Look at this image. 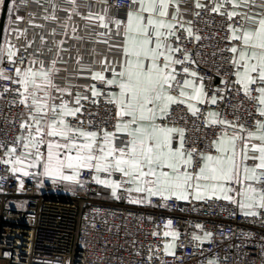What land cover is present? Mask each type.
Returning a JSON list of instances; mask_svg holds the SVG:
<instances>
[{"label": "snow or ice", "instance_id": "6c2138e0", "mask_svg": "<svg viewBox=\"0 0 264 264\" xmlns=\"http://www.w3.org/2000/svg\"><path fill=\"white\" fill-rule=\"evenodd\" d=\"M22 2L26 4L28 0ZM33 2L40 5V0ZM97 2L104 5L101 13L89 10L83 15L77 0H66L72 7L62 9L68 13L61 25L65 36L73 15L80 16L85 29H104L96 35L107 36L100 42L118 54L111 61L105 56L99 61L100 70H93L82 63L83 57L77 52L78 71L87 72L96 82L85 86L90 96L77 92L73 97L71 86L60 87L55 83L61 71L57 64L67 63L62 53L71 57V48L63 47L65 40L53 41L55 57L49 64L30 53L31 58L23 65L25 57L20 55V48L9 40L0 46V63L7 59L13 66L11 74L0 68V80L8 82L0 90V98L14 94L9 104L22 106L27 114L19 123L20 133L15 139L0 141L3 150L0 163L10 166L12 174L23 177L36 175L29 170L42 167L39 174L53 182H70L81 187L86 182L80 176L87 170L96 184L111 190L113 198L120 199V193L125 192L132 204L152 205L156 198L160 203L152 206L167 207L171 200L215 198L236 205L245 217L264 219V11L256 14L238 11L256 0H193L195 17H200L202 10L228 21L223 39L230 46L220 51L231 53L228 63L235 77L231 83L237 86V94L243 92L253 102L258 114L252 128L230 121L218 111H202L200 106L216 105L224 97L218 95L219 88L209 96L205 77L187 66L197 61L186 44L205 37L194 29L193 21L183 19L186 9L181 8V3L186 0H129L124 19L110 14V9H118L119 5L109 4V0ZM48 3L51 12L45 8L42 19L56 22L59 5L55 0ZM85 6L93 7L90 3ZM258 7L264 9V0H259ZM15 21L17 28L13 32L17 40H27L29 27L45 28L44 24L36 23L33 12L27 18L16 15ZM19 24L26 27L21 29ZM181 30L183 37L179 34ZM77 31V26L71 25L70 39L83 40L76 35ZM49 35L55 37L56 28ZM113 37L119 39L109 43ZM33 43L34 39L27 40L23 51L27 53ZM46 43L47 38L40 35V44ZM47 51L53 52V48ZM221 83L227 85L228 81L222 79ZM65 94L72 99H64ZM101 97L111 106V128L96 126V130H89L78 115L84 108L82 101L98 104ZM179 105H184L191 116L203 118L205 128L214 129V138L204 148L195 146V142L190 144L187 129L170 119L173 106ZM20 187L23 188L22 179ZM165 227L170 228L171 221ZM163 235L174 241L179 234L165 231ZM212 236L207 231L203 237L194 235L193 239L211 240ZM174 248V243L164 245L168 255H175ZM208 264L218 261L210 259Z\"/></svg>", "mask_w": 264, "mask_h": 264}, {"label": "built area", "instance_id": "2783aa9c", "mask_svg": "<svg viewBox=\"0 0 264 264\" xmlns=\"http://www.w3.org/2000/svg\"><path fill=\"white\" fill-rule=\"evenodd\" d=\"M47 2L40 0V5ZM11 3L16 13L23 11L25 16L38 7L33 0L26 4L22 0H11ZM128 3L129 0H109V4L119 5L118 9L111 8L110 14L122 17ZM181 6L186 9L184 20L193 21L194 29L205 37L200 42L186 44L197 61L187 66L205 77L209 96L219 88L218 95L224 97L216 105L200 106L202 111H218L222 117L252 128L258 114L253 102L243 92L237 94V86L231 83L235 79L228 63L231 53L220 51L230 46L223 39L228 21L202 10L201 16L195 17L193 0L182 2ZM19 27L26 25L19 24ZM12 28H17L15 19ZM179 34L185 35L183 30ZM18 48L26 65L30 52L25 53L22 45ZM0 68L7 69L9 74L13 71L7 59ZM222 79L228 84H222ZM92 83L96 82L87 79L75 84L74 89L90 96L85 86ZM6 84L7 81L0 80V90ZM13 98L14 94L0 98V141H13L20 133V121L27 118L22 106L9 104ZM82 104V114L78 115L85 128H111V106L103 97L98 104L90 101ZM170 119L187 129L186 139L190 144L195 142V146L204 148L214 138V129L205 128L203 118L191 116L184 105L173 106ZM9 169L10 166L0 163V264H208L210 259L217 260L218 264H264V219L245 217L236 205L223 199L171 200L167 207H156L152 205L160 201L154 198L152 205H138L129 203L125 192L120 193V199L100 197L104 186L96 184L87 170L80 176L86 182L83 187L66 189L37 174L23 177L12 174ZM29 171L36 173L33 169ZM168 221H171L170 228L165 227ZM198 224L202 227L197 228ZM165 231L178 232V238L173 241L171 236L165 237ZM207 231L213 233L211 240L193 239L194 235L203 237ZM153 232L158 235L153 236ZM166 243L175 244V255L165 253Z\"/></svg>", "mask_w": 264, "mask_h": 264}, {"label": "crops", "instance_id": "0c3cea01", "mask_svg": "<svg viewBox=\"0 0 264 264\" xmlns=\"http://www.w3.org/2000/svg\"><path fill=\"white\" fill-rule=\"evenodd\" d=\"M55 2L59 5L56 11V15L59 17V20L56 22L51 21H44L42 19V16L45 14L44 9L47 8L49 12H51V6L49 3L42 4L43 7L38 5V7H34V9L31 11L36 14V23H42L45 25L44 29L39 28H31V31H28V37L27 40H35V43H33L32 47L29 50L31 54H35L39 56V59L44 60L46 64H49L50 61L55 57V44L53 41H59L61 39L66 41V44L63 45V47H70L71 48V57L68 53H62L64 60L67 61V63H58L57 67L61 69L59 74L56 76L55 83L58 84L60 87H69L71 86V91L73 94V97L77 93L74 89V85L77 83H82V81H85L87 79L91 80L88 76V73H80L78 71V65L76 64V57L77 52L79 51V55L83 57L82 63L88 67H91L93 70H100V64L99 61L102 60L105 56L111 61L117 58V52L115 49H113L111 52L109 51L108 44L102 43L103 39H108L107 36L100 37L96 35L98 32L105 31L101 28H96L94 30L92 29H85V21L80 18V16L73 15L72 21L70 22V26L68 28V35L65 36L64 32L65 29L61 26L66 21L68 13L63 11L62 9L68 8L71 9V5L66 3V0L64 2L55 0ZM78 5H81V7L78 9L83 15H87L88 11L91 10L93 12L101 13L104 5L102 3H98L97 0H77ZM86 3H90L93 5L91 9L85 6ZM182 4V3H181ZM259 0H256L255 4H250V7H244L241 9H238V11L241 12H249L250 14H256L260 13L261 8L258 7ZM3 4H0V13L2 10ZM182 8V6H181ZM183 9V8H182ZM264 10V9H262ZM16 15L25 16V12L19 11L15 12L13 8V4L10 2L7 19L5 23V29L3 33V39H2V45H4L5 40H9L12 44H15L18 48V45H24L27 40L24 38H21L20 40H17L15 37V33L13 32L12 28V21L15 19ZM126 16V13L122 17H117L120 19H124ZM185 17V11H183V19ZM27 18V16H25ZM71 25L77 26V33L76 35L82 36L83 40H75L70 39V37L73 35L71 33ZM52 28H56L57 35L55 37H52L49 35ZM40 35H44L47 38V43L45 45L40 44ZM119 38L113 37L109 40V43H115ZM48 48H53V52H48ZM38 50H40L38 52ZM94 50V51H93ZM42 52V54H40ZM93 61H96L94 64ZM1 65V63H0ZM64 69H67L64 71ZM106 75H109L106 73ZM54 95H59V93H54ZM64 99L70 100L72 97H69L67 94H65ZM59 103V100L56 101ZM229 132H231V129H229ZM46 139H48L46 137ZM22 150V149H21ZM44 150V148H42ZM36 174L39 177L50 179L48 177H45L39 173L42 172V167H38L33 169ZM52 180V179H51ZM58 185L63 186L66 189H78L80 188V185L73 184L70 182H56ZM104 196L107 200H113L114 198L111 196V190L108 188L103 189ZM133 196H136L135 193L132 194ZM191 199V198H190ZM189 199V200H190ZM138 205H145V204H138Z\"/></svg>", "mask_w": 264, "mask_h": 264}, {"label": "water", "instance_id": "95a60500", "mask_svg": "<svg viewBox=\"0 0 264 264\" xmlns=\"http://www.w3.org/2000/svg\"><path fill=\"white\" fill-rule=\"evenodd\" d=\"M10 2H11V0H4L2 10L0 13V46L2 44L3 33H4V29H5V23H6V19H7V14H8Z\"/></svg>", "mask_w": 264, "mask_h": 264}, {"label": "trees", "instance_id": "16d2710c", "mask_svg": "<svg viewBox=\"0 0 264 264\" xmlns=\"http://www.w3.org/2000/svg\"><path fill=\"white\" fill-rule=\"evenodd\" d=\"M100 197H102V198H106V197L104 196L103 189H102V193H101Z\"/></svg>", "mask_w": 264, "mask_h": 264}]
</instances>
